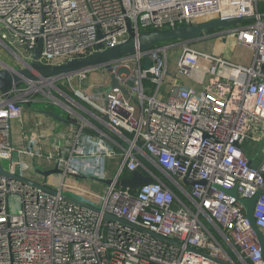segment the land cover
I'll return each mask as SVG.
<instances>
[{"label": "built area", "instance_id": "obj_1", "mask_svg": "<svg viewBox=\"0 0 264 264\" xmlns=\"http://www.w3.org/2000/svg\"><path fill=\"white\" fill-rule=\"evenodd\" d=\"M259 14V0H0V41L21 66L32 61L40 39L45 66L87 57L101 43L113 48L130 38L128 20L137 38L257 17L227 34L253 52L249 65L176 40L118 61L120 89L111 92L110 74L98 69L39 78L11 89L9 99L0 94V170L11 175L0 174V264H264V247L241 202L257 197L254 219L264 241ZM172 50L179 51L174 73ZM95 72L100 83L90 82ZM178 76L201 89L182 81L160 99L166 78L174 86ZM30 102L56 104L81 121L69 148L43 170H60L49 182L28 175L41 154L30 143L19 147L16 138L15 124ZM137 171L153 183L118 187Z\"/></svg>", "mask_w": 264, "mask_h": 264}, {"label": "water", "instance_id": "obj_2", "mask_svg": "<svg viewBox=\"0 0 264 264\" xmlns=\"http://www.w3.org/2000/svg\"><path fill=\"white\" fill-rule=\"evenodd\" d=\"M259 18L264 20V12L259 14ZM256 20L257 17L233 19L227 21L214 20L203 24L184 25L164 32H145L137 38L133 35L134 33L131 21L128 20L130 38L125 42L109 49H105L104 44L101 43L96 47V51L93 54L87 57L79 55L72 61L56 66H45L39 63V59L43 50V40L40 39L34 51L31 62L23 61L21 68L17 70H13L11 67L5 64L0 66V94L9 99V93L11 89L22 86L29 82L36 81L39 78L57 80L82 72L94 71L98 69H105L110 74L111 85L108 91L111 92L115 89H120L116 74L114 73V65L124 58L134 55L137 52L153 49L160 44L176 40L195 41L205 32L215 29L228 30L240 24L250 23ZM102 37L103 34L100 33V38ZM150 65V60L146 59V67L150 68ZM122 91L126 92L125 89ZM40 113L50 116L61 123H70L68 120H64L52 112L40 111ZM39 173L47 178L51 175L60 173V170L54 169L49 171H39ZM0 174L5 177H11L9 172H5L3 170H0ZM25 181L28 182L27 180ZM104 182L106 184H111L110 180ZM151 183H153L152 178L146 177L141 172L137 171L133 173L130 179L122 180L117 185L123 189L136 190ZM184 183L188 186H193L195 184L188 178L184 179ZM233 194H235V192ZM241 202L246 207L247 216L250 219L254 230L258 233L264 247L263 235L256 226L254 219V209L257 202V197L244 199ZM157 238L162 239L160 236Z\"/></svg>", "mask_w": 264, "mask_h": 264}, {"label": "rangeland", "instance_id": "obj_3", "mask_svg": "<svg viewBox=\"0 0 264 264\" xmlns=\"http://www.w3.org/2000/svg\"><path fill=\"white\" fill-rule=\"evenodd\" d=\"M264 4V0H259V6ZM260 10V9H259ZM260 13L262 11L260 10ZM4 30L3 25L0 23V36L2 31ZM231 30L224 29H215L209 32H205L202 36L192 42L191 47L201 53L204 54H218L224 55L228 57L232 62L236 64L249 65L253 56V52L240 45H237L235 42V37L230 34ZM222 43L228 48L229 54L221 52L218 49V44ZM2 50V51H1ZM3 52V53H1ZM0 54H3L4 58L7 60L13 59L17 62H20L16 56H14L0 41ZM179 59V51L172 50L169 52V65L171 73L175 72L176 63ZM0 66L5 62L0 59ZM101 74L99 72H95L90 77V82L100 83ZM182 81L190 85L191 81L187 80L184 76H178L176 79L175 85L173 86L172 78H166L165 82L159 88V98L163 101L167 100L169 95L171 94V90L181 85ZM196 89H201L200 85H194ZM24 107L26 110L23 115V122L21 124H15V131H18L16 136L17 141L19 138L21 140L26 139L28 141H18L19 147L27 148L29 143V147L34 149L35 151H40L41 158L37 157L34 165V170L28 174L31 178H40L42 176L39 171L48 170L51 168L52 163L50 160H55L60 151H65L69 148L71 144V140L75 135V124L80 123L81 121L76 117L70 115L65 109L62 107L52 104V103H27ZM49 111L64 120H68L70 123H61L54 118L38 113L37 111ZM17 125V126H16ZM260 149V146H255ZM59 149V151H57ZM251 151L254 150V146H249ZM52 156V158H51ZM18 159V158H17ZM25 160L30 164L32 163L31 159L25 157ZM3 166L8 168L9 162L2 161ZM18 163V161H17ZM45 178V177H44ZM48 182L51 180V177H47ZM56 182V180H53Z\"/></svg>", "mask_w": 264, "mask_h": 264}, {"label": "crops", "instance_id": "obj_4", "mask_svg": "<svg viewBox=\"0 0 264 264\" xmlns=\"http://www.w3.org/2000/svg\"><path fill=\"white\" fill-rule=\"evenodd\" d=\"M218 49L221 51V52H226V53H228L229 54V50H228V48H226V46H224V44H222V43H219L218 44ZM2 51V50H1ZM1 53H3V52H1ZM3 54H0V59L1 60H3V62H5L4 64L5 65H7V66H9V67H11L13 70H17V69H20L21 68V62H17V61H15V60H13V59H10V60H7L6 58H4V56H2ZM1 68V67H0ZM188 84V83H187ZM190 85H195V84H193L192 82H191V84ZM38 113H40V110H38L37 111ZM40 114H42V113H40ZM44 115V114H43ZM23 122V121H22ZM17 124H21V123H17ZM17 126V125H16ZM16 129H17V127H15ZM16 133L18 134V131H16ZM19 142L20 141H22L20 138H19V140H18Z\"/></svg>", "mask_w": 264, "mask_h": 264}, {"label": "trees", "instance_id": "obj_5", "mask_svg": "<svg viewBox=\"0 0 264 264\" xmlns=\"http://www.w3.org/2000/svg\"><path fill=\"white\" fill-rule=\"evenodd\" d=\"M259 9L262 11V12H264V4L263 5H260L259 6ZM259 10V11H260ZM142 171V173H144L145 174V172L143 171V170H141ZM153 171H154V173L156 174V175H158V176H160V173L156 170V169H153ZM180 195V194H179Z\"/></svg>", "mask_w": 264, "mask_h": 264}]
</instances>
